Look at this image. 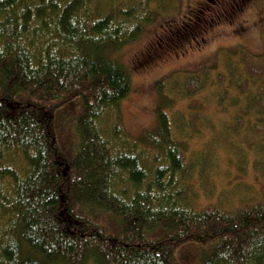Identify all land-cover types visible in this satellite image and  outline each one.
Wrapping results in <instances>:
<instances>
[{
  "label": "trees",
  "instance_id": "1",
  "mask_svg": "<svg viewBox=\"0 0 264 264\" xmlns=\"http://www.w3.org/2000/svg\"><path fill=\"white\" fill-rule=\"evenodd\" d=\"M174 8L0 0V264H178L191 243L204 247L199 264H264V144L251 161L225 158L239 193L223 198L210 157L192 148L201 112L187 102L215 85L232 131L262 130L264 51H222L223 71L158 82L169 101L155 128L133 138L122 125L131 78L115 52Z\"/></svg>",
  "mask_w": 264,
  "mask_h": 264
},
{
  "label": "rangeland",
  "instance_id": "2",
  "mask_svg": "<svg viewBox=\"0 0 264 264\" xmlns=\"http://www.w3.org/2000/svg\"><path fill=\"white\" fill-rule=\"evenodd\" d=\"M173 1V10L158 14L136 39L115 52L116 58L130 72L131 90L118 108L122 125L133 138L155 128L157 109L163 106V101H169L159 92L158 82L204 65H218L216 67L223 71L222 51L239 48L254 54L264 51V0ZM225 3L231 6L227 10ZM177 78L181 80V76ZM170 88L171 84L165 83L162 92L163 95L169 92L168 97L173 98ZM251 89L258 92L253 86ZM238 92L237 88H231L228 96L238 95L239 102H243L245 95ZM219 93L215 85H210L187 102H194L201 112L199 132L193 136L192 148L210 157L213 168L208 170L209 175L222 182L217 189L229 200V194L239 192L226 184L229 178L223 174L227 169L225 158L236 162L246 155L249 159L251 153L259 150L264 144V121L260 122L262 130L252 120L240 131H232L228 114L215 105ZM261 99L264 101V95ZM174 108L185 111L186 104L175 103ZM231 111L233 113L234 109ZM168 113L172 115L169 110ZM217 162L218 169L215 168ZM202 249L203 246L192 243L182 246L176 252L177 263L199 264Z\"/></svg>",
  "mask_w": 264,
  "mask_h": 264
}]
</instances>
